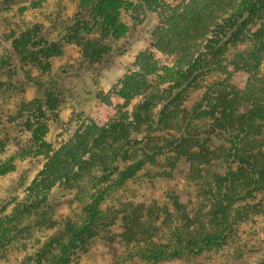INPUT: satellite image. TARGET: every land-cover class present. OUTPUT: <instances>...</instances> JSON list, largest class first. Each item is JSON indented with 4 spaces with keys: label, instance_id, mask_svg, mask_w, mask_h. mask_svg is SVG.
Listing matches in <instances>:
<instances>
[{
    "label": "trees",
    "instance_id": "obj_1",
    "mask_svg": "<svg viewBox=\"0 0 264 264\" xmlns=\"http://www.w3.org/2000/svg\"><path fill=\"white\" fill-rule=\"evenodd\" d=\"M83 1L59 37L2 15L14 59L40 65L73 44L83 59L100 61L111 51L106 40L127 30L121 16L138 24L152 16L150 43L137 57V71L112 92L95 94L92 120L70 140L51 144L39 129L32 132L41 170L29 199L0 219L1 238L16 236L26 213L46 218L53 230L29 264H72L97 242L110 264L122 256L120 245L147 264L188 262L230 242L238 251L243 226L264 215V0ZM91 34L96 38L86 39ZM43 98L26 111L29 130L30 120L56 118V96L47 90ZM173 172L196 188L199 203L192 208L176 191L163 200L123 197L136 178L152 186ZM68 191L83 204L75 217L56 223L49 219L56 205L47 201ZM1 238L0 246L11 240Z\"/></svg>",
    "mask_w": 264,
    "mask_h": 264
},
{
    "label": "rangeland",
    "instance_id": "obj_2",
    "mask_svg": "<svg viewBox=\"0 0 264 264\" xmlns=\"http://www.w3.org/2000/svg\"><path fill=\"white\" fill-rule=\"evenodd\" d=\"M166 1L175 5L188 0ZM83 2L0 0V17L8 14L23 25L38 24L45 35L59 37ZM120 22L127 30L116 41L114 38L106 40L111 51L102 60L83 59L79 47L66 44L60 56L43 60L40 65L17 62L11 55L0 25V144L3 146L0 149V219L11 216L29 199V184L41 170L42 160H37L40 145L31 144L32 132L39 129L47 143L67 142L81 125L92 120L90 115L96 102L95 94L112 92L126 76L137 71V57L150 43L155 19L147 16L138 24L121 16ZM95 38L96 34L86 36L88 40ZM148 81L153 83L152 78ZM47 90L54 93L58 101L56 118L42 120L40 124L30 120L33 125L29 130L24 123L28 115L26 111L31 108L32 102L43 100ZM138 101V98L134 99L133 103ZM130 111V108L124 110L125 113ZM151 185L144 184L138 177L124 188L123 197L137 201L161 200L163 194L176 191L182 203H189V208L199 203L196 188L181 173L173 172V178L157 180ZM47 203L53 208L56 205L55 212L49 214V219L56 223L65 216L75 217L79 205L83 204L75 201L69 191L55 194ZM23 217L27 220L21 224L16 236L1 238L0 234L1 240L11 239L8 244L0 246V264H29V257L53 233L45 226L46 218L39 217L35 221L36 217L26 213ZM241 230L239 242H235L238 251L231 249L233 242H230L222 250L213 248L212 252L203 253L188 262L182 258L157 264H258L259 261L264 264V215L253 217ZM124 248L120 245L116 249V253H122V256H117L115 264H147L131 259L129 250L124 252ZM111 259L107 249L97 242L88 252L76 254L72 264H110Z\"/></svg>",
    "mask_w": 264,
    "mask_h": 264
}]
</instances>
